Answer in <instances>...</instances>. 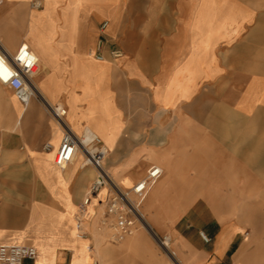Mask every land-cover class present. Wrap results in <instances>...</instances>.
I'll return each mask as SVG.
<instances>
[{"label": "crops", "instance_id": "1", "mask_svg": "<svg viewBox=\"0 0 264 264\" xmlns=\"http://www.w3.org/2000/svg\"><path fill=\"white\" fill-rule=\"evenodd\" d=\"M33 17L47 34L53 17L56 30L40 40L46 98L65 108L97 103L93 119L111 110L122 125L105 168L134 182L147 162L162 165L144 210L167 223L181 263L235 261L240 231L224 228L210 191L234 188L223 158L248 167L264 157V0H0V43L10 53L32 41ZM10 103L7 126L17 117ZM42 103L25 104L22 133H0V244L38 248L37 237L61 231L59 218L95 178L91 165L74 161L59 179L41 163L56 151ZM192 140L209 143L204 157L214 165L192 164ZM190 214L196 220L180 228ZM66 250L57 247V264H69Z\"/></svg>", "mask_w": 264, "mask_h": 264}, {"label": "rangeland", "instance_id": "2", "mask_svg": "<svg viewBox=\"0 0 264 264\" xmlns=\"http://www.w3.org/2000/svg\"><path fill=\"white\" fill-rule=\"evenodd\" d=\"M9 94H15L11 89L3 86L0 83V133L6 131H16L22 133L23 123H17V117L14 119L13 125H5L8 118V107H11ZM40 117L50 122L52 116L48 109L42 103V112ZM10 117V115H9ZM49 141V140H48ZM209 143L200 141H191V150L196 153V157H191L193 162H200L201 164L214 165L215 158L204 157L205 151L209 150ZM202 150V152H200ZM182 155V152H180ZM109 155L106 159H110ZM180 163H183V158L177 159ZM223 164L221 169L223 171L224 178L228 177V181H231V173L233 172L234 183L228 185L234 186L232 189H223L221 191H210L217 198V205L211 206L212 210L216 214L217 218L222 222L223 219L233 221L240 226V232L237 238V246L241 247L248 237H253L251 243V250L255 253L256 264H264V157H254L249 160L250 165L247 167L243 162L246 159H234L239 162L238 165H230V158H223ZM229 162V164H226ZM158 164L154 159L146 163L145 168L135 181L143 177L147 169L151 164ZM160 165V164H158ZM162 167V165H160ZM67 167L66 170H68ZM97 175V171L95 177ZM134 181V182H135ZM128 188H124L127 190ZM108 190L106 191V193ZM150 192V191H149ZM105 193V194H106ZM104 194V195H105ZM103 195V196H104ZM84 195L81 199L83 200ZM133 200L141 202L140 210L145 213L144 201H140L136 197ZM95 209V217L88 219L89 224L84 225L85 234L83 238L86 240V244L90 248L91 263L90 264H179L177 260H173L167 253L165 248L157 241V239L144 228L141 221L137 224V229L133 235L128 236L123 241L118 243H111L107 239L109 229L102 226L101 219L104 216V207L95 202L93 205ZM148 219L153 225L155 232L159 235L160 239H164L171 236L169 230H167V223L162 221H154L150 219V216L146 213ZM191 215V214H190ZM185 216V218L179 223V227H183L190 224V220L194 222L196 219L194 216ZM136 237H140V244L134 246V240ZM38 246V244H37ZM67 262H71L73 252L66 250ZM38 257V256H37ZM244 260V256L237 253L235 255V261L241 264L240 261ZM32 261V264L36 263Z\"/></svg>", "mask_w": 264, "mask_h": 264}, {"label": "built area", "instance_id": "3", "mask_svg": "<svg viewBox=\"0 0 264 264\" xmlns=\"http://www.w3.org/2000/svg\"><path fill=\"white\" fill-rule=\"evenodd\" d=\"M105 26L106 23L102 25L103 28ZM113 54L120 56L121 52L116 50ZM38 67L39 59L28 45L22 44L12 54L0 43V83L14 91L25 104L34 97L33 91L37 90L32 78ZM46 107L63 129L60 144L55 151L56 165L66 169L74 162L78 150L81 149L85 156L83 165H91L97 171L96 177L89 183L84 198L75 212L79 233L82 236L85 234L84 225L89 219V208L94 200H97L98 204L104 207L101 223L109 229L107 234L109 242L118 243L133 235L141 216V202L133 200V197L142 201L151 187L162 177V168L159 165H151L146 174L132 187L127 190L121 189L105 168L107 150L104 148L103 141L98 136H94L84 143L64 121L66 108L62 104H47ZM45 149L50 151L55 147L48 142L45 144ZM104 188H107L108 192L101 197L100 194ZM201 236L204 241H211L210 236L205 232H201ZM37 256L38 248L32 244H0V264H25L27 261H35ZM228 264L239 263L232 261Z\"/></svg>", "mask_w": 264, "mask_h": 264}, {"label": "bare ground", "instance_id": "4", "mask_svg": "<svg viewBox=\"0 0 264 264\" xmlns=\"http://www.w3.org/2000/svg\"><path fill=\"white\" fill-rule=\"evenodd\" d=\"M39 17H33L32 25L35 30L31 33L32 41H25L23 44L28 45L36 54L39 59V67L36 71V74L33 76L32 80L36 87V91H33L34 97L36 99H41L44 102V105L50 104L51 102L46 98L45 94L42 92L40 88V84L38 81L39 75L43 70V62L40 58V50L43 48L40 44V40L46 36H55L56 30L54 25V18H51L52 22V30L47 34L42 28H40ZM9 52L10 48L8 46H4ZM53 95V94H52ZM51 95V96H52ZM12 105L17 114V123L20 124L22 122V118L24 116L27 105L22 103L20 99L16 96V94H9ZM54 96V95H53ZM33 98V97H32ZM29 103V102H28ZM51 105H55L52 104ZM97 103L93 104V106L89 109L86 107L76 109V108H66V115L64 116V121L69 125L72 131L83 140L84 143L91 140L94 136H98L104 143V148L107 150V157L111 155L113 152V146L115 141L120 135L122 125L118 120L112 118V111L109 110L108 116L109 119L101 118L99 120L93 119L92 117L97 113ZM29 106V105H28ZM47 108V107H46ZM51 128L53 131V138L51 142L55 145L56 149L58 148L61 137L63 134V129L60 123L52 117L50 122ZM79 164H84L85 156L81 149L78 150L75 160ZM106 161V160H105ZM38 162V159H37ZM41 163L45 166L47 171L56 173L59 179H62V173L65 172L66 169H61L55 163V151L45 153L41 159ZM112 179L119 185L121 189L130 188L134 185V182L125 177H118L116 174L110 172ZM107 191V188H104L101 191L100 196L102 197ZM97 200H94V203ZM94 203L89 208V220L95 217V209ZM145 203V201H144ZM164 210L165 207H162ZM77 207L74 205H68L67 212L59 218L58 224L61 226L60 232H52L49 235H39L37 237L39 254L37 257V261L35 264H57V247L62 246L64 249L71 250L73 252L71 262L69 264H90L91 263V254L90 248L86 244V240L79 233L76 221H75V212ZM140 221L143 224L144 228L148 230L157 241L165 248L167 253L173 258V260H177L179 264H182L179 258L177 257L176 251L173 247L172 237L168 236L167 239H160L157 232H155L152 223L148 219L146 213L143 211L140 212ZM89 224V221L86 224ZM223 226L225 229H230L232 232L239 231L241 228L239 225L235 224L233 221L223 219ZM57 225V224H56ZM253 237H248L244 244L240 247L238 254L244 256V260L240 261L241 264H256L255 261V253L251 250V243ZM140 237H136L134 240V246H138L140 244Z\"/></svg>", "mask_w": 264, "mask_h": 264}]
</instances>
